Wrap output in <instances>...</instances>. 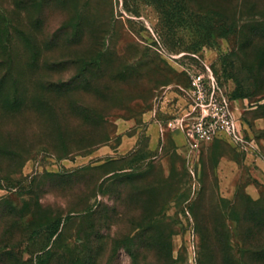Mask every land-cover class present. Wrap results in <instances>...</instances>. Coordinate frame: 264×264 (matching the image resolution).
I'll return each instance as SVG.
<instances>
[{"label":"rangeland","instance_id":"rangeland-1","mask_svg":"<svg viewBox=\"0 0 264 264\" xmlns=\"http://www.w3.org/2000/svg\"><path fill=\"white\" fill-rule=\"evenodd\" d=\"M206 68L242 142L150 144ZM0 264H264V0H0Z\"/></svg>","mask_w":264,"mask_h":264},{"label":"built area","instance_id":"built-area-1","mask_svg":"<svg viewBox=\"0 0 264 264\" xmlns=\"http://www.w3.org/2000/svg\"><path fill=\"white\" fill-rule=\"evenodd\" d=\"M181 91L184 106L178 112L164 110L165 97L148 112L150 118L156 121L161 135L165 131L177 130L191 148L211 143L222 136L234 144L242 142L239 125L231 108L232 101L217 86L209 69L191 75L189 87ZM161 114L168 117L162 119L159 117Z\"/></svg>","mask_w":264,"mask_h":264},{"label":"crops","instance_id":"crops-1","mask_svg":"<svg viewBox=\"0 0 264 264\" xmlns=\"http://www.w3.org/2000/svg\"><path fill=\"white\" fill-rule=\"evenodd\" d=\"M161 116H163L161 114ZM147 135L150 137L149 142L150 144H157L159 141L160 136H162L159 132V127L156 123V121L152 120L148 114L147 116ZM170 139L173 142V144L178 147L182 146L185 143L184 136L181 132L174 130L170 131Z\"/></svg>","mask_w":264,"mask_h":264},{"label":"trees","instance_id":"trees-1","mask_svg":"<svg viewBox=\"0 0 264 264\" xmlns=\"http://www.w3.org/2000/svg\"><path fill=\"white\" fill-rule=\"evenodd\" d=\"M233 97V96H232ZM56 231L57 229H55L53 232H52V236H54L56 234Z\"/></svg>","mask_w":264,"mask_h":264}]
</instances>
